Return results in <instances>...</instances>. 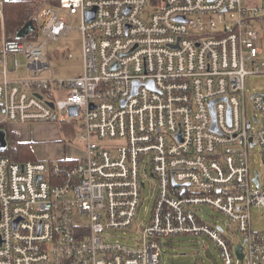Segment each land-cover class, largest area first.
<instances>
[{"label":"built area","instance_id":"obj_1","mask_svg":"<svg viewBox=\"0 0 264 264\" xmlns=\"http://www.w3.org/2000/svg\"><path fill=\"white\" fill-rule=\"evenodd\" d=\"M12 1L0 0L3 23ZM263 15L264 0H58L23 39L3 36L0 264H160L162 241L176 236L209 240L223 264H264V231L251 225V209L264 211V93L248 100L251 118L245 96V80L264 76L254 27ZM75 21L82 71L56 80L50 59L71 55L49 48ZM19 55L28 77L9 79ZM58 116L80 120L77 155L20 149L15 125ZM8 133L18 135L15 159L3 155ZM255 148L261 173L250 167ZM149 179L158 192L141 242L104 243L103 232L133 227ZM204 208L241 241L204 221Z\"/></svg>","mask_w":264,"mask_h":264},{"label":"rangeland","instance_id":"obj_2","mask_svg":"<svg viewBox=\"0 0 264 264\" xmlns=\"http://www.w3.org/2000/svg\"><path fill=\"white\" fill-rule=\"evenodd\" d=\"M55 3H46L47 6H56ZM260 3V0H259ZM79 22L75 21L72 25V31L67 36L50 46L52 52L56 47L62 52L66 47L71 55L70 59L53 57L49 61V67L56 80H67L80 76L82 71L81 60V40L80 34L77 31ZM255 30L258 32L259 39L257 47L260 52V58L264 59V15L254 22ZM3 36L6 37L4 23L0 18V43ZM7 39H10L6 37ZM19 70L17 73H9V79L27 78L28 71L25 60L22 56H18ZM264 93V76H250L245 80V96L247 99L246 112L247 117L253 115L252 108L248 103L250 97L255 94ZM17 131H20V137L30 146L31 153L35 159L48 160L56 159L61 156V150L67 147V155L73 153L77 155L80 148L78 136L80 135V120L70 119L64 116H58L47 122L32 123L30 126H14ZM10 134V133H8ZM8 136V135H7ZM18 140V138H17ZM91 140H94L93 138ZM29 144V145H28ZM16 145L14 150L17 148ZM17 149L14 151L16 153ZM250 167L252 171L257 170L262 172L261 158L258 148L252 151ZM144 168L141 167L139 173L143 176ZM149 173V171H147ZM158 185L156 181L149 179L145 180L144 188L141 189L140 203L134 219V224L131 229L111 230L102 233L103 242L106 244H118L124 248L131 249L137 247L141 242V229L145 228L154 206ZM204 221L212 223L223 229L227 237L234 243L240 242L242 236L232 234L231 225L227 217L210 208H204ZM251 225L255 232L264 231V211L261 208L253 207L251 209ZM223 264L219 251L209 240L201 238H192L188 236H176L167 240H163L160 247V264Z\"/></svg>","mask_w":264,"mask_h":264},{"label":"trees","instance_id":"obj_3","mask_svg":"<svg viewBox=\"0 0 264 264\" xmlns=\"http://www.w3.org/2000/svg\"><path fill=\"white\" fill-rule=\"evenodd\" d=\"M55 3L54 0H15L6 4L3 8L4 29L6 37L10 39L16 38L18 32L28 23H34V16L40 7L46 3ZM261 18V17H259ZM258 18V19H259ZM18 135L8 134V142L10 145L9 151L3 155L15 157L14 147L16 145ZM26 142H22L20 149L24 150Z\"/></svg>","mask_w":264,"mask_h":264},{"label":"water","instance_id":"obj_4","mask_svg":"<svg viewBox=\"0 0 264 264\" xmlns=\"http://www.w3.org/2000/svg\"><path fill=\"white\" fill-rule=\"evenodd\" d=\"M93 18V11L90 12V15L88 16V21H90ZM32 30V25L31 23L26 24L17 34L16 38L17 39H23L27 34L30 33V31ZM214 103H210L211 109ZM50 107H52L51 104H49ZM77 115V108L76 107H70L68 109V117L72 118L75 117ZM5 132L0 130V152H3L5 150ZM40 178H38L37 180H39ZM256 182V180H255ZM236 255L237 258L239 260L242 259V253H241V247L237 248L236 251Z\"/></svg>","mask_w":264,"mask_h":264},{"label":"crops","instance_id":"obj_5","mask_svg":"<svg viewBox=\"0 0 264 264\" xmlns=\"http://www.w3.org/2000/svg\"><path fill=\"white\" fill-rule=\"evenodd\" d=\"M22 142H24V141H22Z\"/></svg>","mask_w":264,"mask_h":264}]
</instances>
